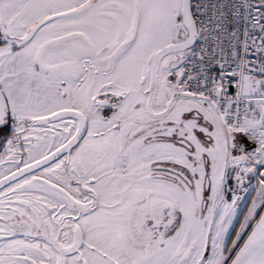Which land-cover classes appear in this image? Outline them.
Here are the masks:
<instances>
[{
    "label": "snow or ice",
    "instance_id": "6c2138e0",
    "mask_svg": "<svg viewBox=\"0 0 264 264\" xmlns=\"http://www.w3.org/2000/svg\"><path fill=\"white\" fill-rule=\"evenodd\" d=\"M0 264H264V0H0Z\"/></svg>",
    "mask_w": 264,
    "mask_h": 264
}]
</instances>
